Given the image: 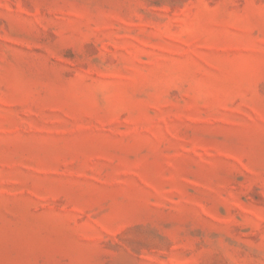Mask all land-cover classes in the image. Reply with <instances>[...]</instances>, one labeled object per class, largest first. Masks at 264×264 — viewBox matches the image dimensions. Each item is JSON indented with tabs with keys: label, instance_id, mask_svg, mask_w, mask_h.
Instances as JSON below:
<instances>
[{
	"label": "rangeland",
	"instance_id": "1",
	"mask_svg": "<svg viewBox=\"0 0 264 264\" xmlns=\"http://www.w3.org/2000/svg\"><path fill=\"white\" fill-rule=\"evenodd\" d=\"M0 264H264V0H0Z\"/></svg>",
	"mask_w": 264,
	"mask_h": 264
}]
</instances>
